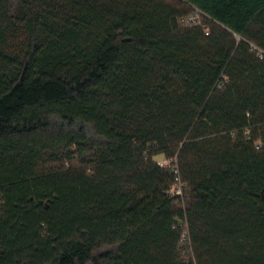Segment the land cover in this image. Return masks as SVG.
<instances>
[{
    "label": "trees",
    "instance_id": "obj_1",
    "mask_svg": "<svg viewBox=\"0 0 264 264\" xmlns=\"http://www.w3.org/2000/svg\"><path fill=\"white\" fill-rule=\"evenodd\" d=\"M261 51L264 0H0V264H264Z\"/></svg>",
    "mask_w": 264,
    "mask_h": 264
},
{
    "label": "built area",
    "instance_id": "obj_2",
    "mask_svg": "<svg viewBox=\"0 0 264 264\" xmlns=\"http://www.w3.org/2000/svg\"><path fill=\"white\" fill-rule=\"evenodd\" d=\"M260 56L261 58L264 57V52L261 51L260 52ZM160 164V166L162 167H168V166H171L173 167L172 171L173 173L176 175V181H175V185L172 187L171 191H170V195L173 196V197H176V196H180L182 197L183 196V191H184V188H185V184L182 182L181 180V176H180V170H179V167H178V160L177 159H167L165 158L164 160L162 161H159L158 162ZM181 242H182V246H184V242H190V235H189V232L188 230H186L181 238Z\"/></svg>",
    "mask_w": 264,
    "mask_h": 264
},
{
    "label": "rangeland",
    "instance_id": "obj_3",
    "mask_svg": "<svg viewBox=\"0 0 264 264\" xmlns=\"http://www.w3.org/2000/svg\"><path fill=\"white\" fill-rule=\"evenodd\" d=\"M192 18L193 19H196V20L202 19L201 16H200V14H195V16H193ZM164 159H165L164 156H158V157L155 158V160H157L158 162L159 161H162ZM185 192H186V197H185ZM183 193H184V196H183L184 199L183 200H184V204H185V203H187V200H188L190 191H189V189H186V191H185V188H184ZM183 245H184V247H188L189 246V243L188 242H184ZM192 255H193V253H192Z\"/></svg>",
    "mask_w": 264,
    "mask_h": 264
}]
</instances>
